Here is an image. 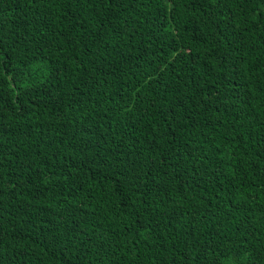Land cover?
Returning <instances> with one entry per match:
<instances>
[{
	"label": "trees",
	"instance_id": "obj_1",
	"mask_svg": "<svg viewBox=\"0 0 264 264\" xmlns=\"http://www.w3.org/2000/svg\"><path fill=\"white\" fill-rule=\"evenodd\" d=\"M0 264H264V0H0Z\"/></svg>",
	"mask_w": 264,
	"mask_h": 264
}]
</instances>
